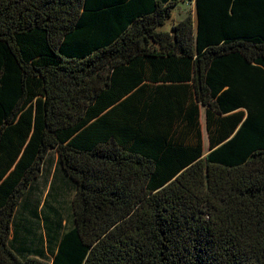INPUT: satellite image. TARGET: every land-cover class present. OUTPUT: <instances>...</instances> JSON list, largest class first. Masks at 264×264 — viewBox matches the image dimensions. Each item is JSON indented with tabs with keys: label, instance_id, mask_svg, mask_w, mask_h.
Listing matches in <instances>:
<instances>
[{
	"label": "trees",
	"instance_id": "trees-1",
	"mask_svg": "<svg viewBox=\"0 0 264 264\" xmlns=\"http://www.w3.org/2000/svg\"><path fill=\"white\" fill-rule=\"evenodd\" d=\"M178 1L0 0V264H264V0ZM53 149L73 224L21 253Z\"/></svg>",
	"mask_w": 264,
	"mask_h": 264
},
{
	"label": "rangeland",
	"instance_id": "rangeland-1",
	"mask_svg": "<svg viewBox=\"0 0 264 264\" xmlns=\"http://www.w3.org/2000/svg\"><path fill=\"white\" fill-rule=\"evenodd\" d=\"M192 13L196 19L194 0H179L171 15L158 29H170L171 25ZM204 153L209 150L208 136L204 122V108L201 112ZM75 190L74 181L62 170L56 150L49 151L41 175L33 182L19 205L13 229L16 237L13 244L21 253H34L41 244H48L49 233L67 229L73 224L71 199ZM26 200L32 203L27 206ZM49 254V253H47Z\"/></svg>",
	"mask_w": 264,
	"mask_h": 264
},
{
	"label": "crops",
	"instance_id": "crops-1",
	"mask_svg": "<svg viewBox=\"0 0 264 264\" xmlns=\"http://www.w3.org/2000/svg\"><path fill=\"white\" fill-rule=\"evenodd\" d=\"M51 256V255H50Z\"/></svg>",
	"mask_w": 264,
	"mask_h": 264
}]
</instances>
